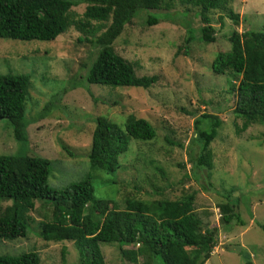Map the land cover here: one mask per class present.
<instances>
[{
	"label": "rangeland",
	"instance_id": "rangeland-1",
	"mask_svg": "<svg viewBox=\"0 0 264 264\" xmlns=\"http://www.w3.org/2000/svg\"><path fill=\"white\" fill-rule=\"evenodd\" d=\"M239 13L238 25L211 11L210 24L215 41L201 39L202 22L198 8L183 12L178 2L172 12L139 9L113 42L115 51L133 63L140 75H157L150 87L92 84L81 79L99 48L79 41L81 33L70 26L54 40H13L0 38V73L29 75L26 99L28 123L24 144L13 136L12 124L0 118V154H27L50 159L47 178L50 187L61 189L89 178L94 196L119 201L127 192L144 199H176L195 192L194 208L204 226L216 227L218 234L211 256L204 264H264V130L251 124L236 132L242 119L235 118V93L229 88L230 73L215 74L211 62L217 52L230 48L233 30L264 29V0H233ZM81 15L85 3L73 6ZM148 17L158 18L153 25ZM193 40L185 42L189 35ZM41 90V91H40ZM40 91V92H39ZM210 113L221 119L210 143L212 166L199 168V145L193 137L195 119ZM106 116L123 126L129 115L148 120L156 135L149 141L130 139L119 155L120 167L111 172L93 169L87 154L96 117ZM66 145L70 153L61 147ZM138 188L139 190L136 191ZM237 202L247 225L221 220L219 204ZM9 202V201H8ZM10 203V202H9ZM7 204L0 200V210ZM43 208L36 203L30 211L39 221ZM106 264H143L120 253L117 243H100ZM131 248V246H125ZM64 257L62 258V250ZM36 250L41 264H77V250L71 240H47L30 233L26 238L0 239V254Z\"/></svg>",
	"mask_w": 264,
	"mask_h": 264
},
{
	"label": "trees",
	"instance_id": "trees-1",
	"mask_svg": "<svg viewBox=\"0 0 264 264\" xmlns=\"http://www.w3.org/2000/svg\"><path fill=\"white\" fill-rule=\"evenodd\" d=\"M233 0H0V38L13 40H54L70 26L99 48L81 79L88 83L111 87L147 88L157 75L138 76L133 63L119 55L113 46L124 26L139 9H159L172 14L178 2L182 11L198 8L202 22L201 39L215 41L214 27L209 25L211 11H220L238 25L239 13L232 8ZM85 3L81 15L72 7ZM158 22L148 17L147 24ZM193 40L191 33L185 42ZM230 48L219 51L211 62L215 74L230 73L229 88L235 93V118L242 119L236 132L251 124L264 130V29L233 30L228 37ZM30 88L38 90L24 73H0V118L13 127V136L21 144L27 141V126L34 117H25L26 99ZM41 91V90H40ZM39 91V92H40ZM221 119L203 113L195 119L193 137L199 145L196 166H212L210 143L217 135ZM156 135L146 119L129 115L123 126L104 115L96 117L87 154L90 166L111 172L120 167L118 157L130 139L149 141ZM62 149L70 153L61 143ZM26 150L0 154V200L7 204L0 210V239L27 238L30 233L47 240H71L77 250V264H106L100 243H117L120 253L130 261L142 258L143 264H204L211 256L217 239V228L204 226L194 208L195 192L176 199H144L127 192L119 201L94 196L89 178L61 189L50 187L47 178L50 159ZM136 191H138V188ZM10 203H9V202ZM36 203L43 208L39 221L30 214ZM221 220L226 224L244 226L246 221L237 210V202L228 199L219 204ZM233 224V225H232ZM264 232V223L259 225ZM131 246V248H125ZM62 250V258L64 257ZM0 264H41L36 250L19 254H0ZM245 264H252L247 260Z\"/></svg>",
	"mask_w": 264,
	"mask_h": 264
},
{
	"label": "crops",
	"instance_id": "crops-1",
	"mask_svg": "<svg viewBox=\"0 0 264 264\" xmlns=\"http://www.w3.org/2000/svg\"><path fill=\"white\" fill-rule=\"evenodd\" d=\"M245 225H247V224H245ZM230 226H231V224H230ZM233 227V226H232ZM232 227L230 228V229H232Z\"/></svg>",
	"mask_w": 264,
	"mask_h": 264
}]
</instances>
